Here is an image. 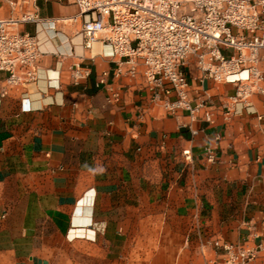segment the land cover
I'll list each match as a JSON object with an SVG mask.
<instances>
[{
	"label": "crops",
	"instance_id": "crops-1",
	"mask_svg": "<svg viewBox=\"0 0 264 264\" xmlns=\"http://www.w3.org/2000/svg\"><path fill=\"white\" fill-rule=\"evenodd\" d=\"M11 1L0 0V18L19 13ZM31 1L43 20L21 29L40 39L38 81L0 94V264H215L214 240L264 234V95L226 120L220 105L234 85L200 81L190 57L192 94L217 105L214 123H195L193 135L140 77L113 75L108 44L88 58L81 18L63 21L78 13L75 0ZM75 62L91 65L80 84L68 76ZM248 264H264V251Z\"/></svg>",
	"mask_w": 264,
	"mask_h": 264
},
{
	"label": "built area",
	"instance_id": "built-area-1",
	"mask_svg": "<svg viewBox=\"0 0 264 264\" xmlns=\"http://www.w3.org/2000/svg\"><path fill=\"white\" fill-rule=\"evenodd\" d=\"M19 13L0 18V72L5 73L0 94L11 89L26 90L38 81L43 54L36 33L22 30L25 24L42 22L34 2L14 0ZM78 13L63 19L81 18L79 33L88 58H94L96 42L110 46L115 62L112 72L123 81L140 77L153 103L161 104L173 116L182 113V123L193 135L197 122L212 124L217 105L204 92L194 96L184 67L190 57L201 71L200 81L231 83L232 95L221 103L229 120L235 106H250L254 94L264 95V71L260 68L264 49V0H75ZM55 30V22L48 23ZM69 80L80 84L91 75V65L79 62L67 68ZM107 72L99 83L105 84ZM52 81V79H50ZM54 86V85H51ZM56 87L59 82H56ZM120 92L109 88L108 101ZM263 117V115H260ZM219 138V135H217ZM208 163L216 161L210 145L204 147ZM191 159L190 149H184ZM256 238L259 240L255 241ZM221 259L215 264H248L264 251V234L252 232L239 243L216 239Z\"/></svg>",
	"mask_w": 264,
	"mask_h": 264
}]
</instances>
